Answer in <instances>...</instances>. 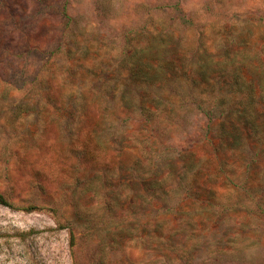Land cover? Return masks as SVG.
I'll return each mask as SVG.
<instances>
[{
  "label": "rangeland",
  "instance_id": "374dc122",
  "mask_svg": "<svg viewBox=\"0 0 264 264\" xmlns=\"http://www.w3.org/2000/svg\"><path fill=\"white\" fill-rule=\"evenodd\" d=\"M157 43L180 70L156 84L136 81L129 56ZM243 46L264 58V0H0V193L13 204H0V264H264V156L249 145L223 150L220 110L232 96L195 73L204 54ZM158 96L176 113L196 108L156 144L160 160L172 156L185 172L157 195L125 170L137 146L119 156L110 149L133 132L153 136L138 106ZM194 160L206 174L220 164L214 196L189 191ZM95 174L133 205L124 220L136 235L118 231L121 217L86 223L71 209L84 198L69 197L67 185ZM216 248L247 253L218 258Z\"/></svg>",
  "mask_w": 264,
  "mask_h": 264
},
{
  "label": "trees",
  "instance_id": "16d2710c",
  "mask_svg": "<svg viewBox=\"0 0 264 264\" xmlns=\"http://www.w3.org/2000/svg\"><path fill=\"white\" fill-rule=\"evenodd\" d=\"M169 51H171V48L166 49L165 45L159 43H157V46L141 47L137 52L135 51L129 56L127 69L130 75L133 78H137L136 81L142 80L146 84H156L172 79L180 69L176 70L175 59L167 55ZM195 73L199 77L198 83L208 84L210 82L209 78L212 76L215 78V87L221 92L226 88V93L232 96L231 103L228 106H223V110H220L221 116H224V118L221 122L218 143L223 150L238 152L249 145L254 155L264 156V58L244 46L241 49L239 48L232 52L228 51L225 54H221V51L217 49L215 52L204 54L203 60L195 69ZM191 81L194 82L195 80L191 78ZM220 96L224 97V94ZM169 103L159 96L154 98V100L141 101L138 107L143 118L142 121L152 127L153 136L146 133L141 135L133 132L130 135L123 136L124 142L119 145L120 148L117 151L110 149L111 153L113 152L119 156L124 148L138 147L139 157L131 163H127L125 170H129L130 174L134 173L136 181L143 184L149 194L158 195L160 192L167 193L175 190L176 186L182 183L183 179H180V177L185 173L178 171L180 169L176 163L178 160H173L172 156L160 160V150L156 147V144H164L170 139V134L177 129V120L180 116H182V123L188 125L190 122L185 115H188L190 110L196 107L191 105L192 109H188L184 112L185 114H181L180 112L176 113L177 110H174ZM24 109L27 108L19 106L17 113L22 114L26 111ZM145 130L148 131L147 128ZM93 136L94 149L99 154H103L99 150L101 146L99 138L97 135ZM89 153L91 151L83 154ZM114 161L115 159L110 160L112 165H114ZM198 161L194 160L193 162V165H197V168L193 173L194 179L189 185V191L207 199L206 196L214 193L211 184L217 185L221 177L218 171L220 164L213 167L216 173L213 170L211 173L209 171L206 174L203 172V168L199 166ZM185 167L183 162V170H186ZM203 175H206V177ZM94 176L86 179L80 178L82 181L79 183L74 184L73 182V184L67 185L69 197L73 199L75 192H78L84 198V204L80 200L74 202L70 200L71 209H77L79 217L86 223H95V220L106 218L104 222L108 225L110 223L108 219L121 217V221L117 220L115 222L118 231L125 228L126 231H132L131 233L136 235L139 229L132 226L129 223L130 220L128 223L131 226L124 220L125 213L130 212V209L134 208L133 205L127 204L124 206L120 201L117 190L113 188L115 184L107 185L102 179L104 178L102 174H95ZM212 176H215L214 180H211ZM0 204L13 205L2 193H0ZM22 207L23 209H30L33 206ZM95 207L104 208L106 215L95 216L93 213ZM219 210L217 209V211ZM261 213L264 216V211ZM144 224L148 226L149 221H145ZM120 233L117 234V237ZM147 235L149 234L147 233ZM105 242H102V250L109 246V243L105 244ZM238 246H241V244L239 243ZM214 251L218 258L226 257L228 259H239L242 256H246L247 253L245 248H216Z\"/></svg>",
  "mask_w": 264,
  "mask_h": 264
}]
</instances>
